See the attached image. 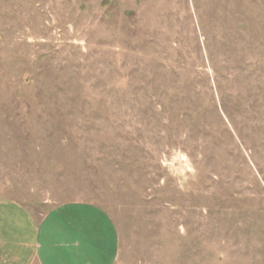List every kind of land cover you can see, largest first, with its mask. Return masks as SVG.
<instances>
[{
    "label": "rangeland",
    "instance_id": "1",
    "mask_svg": "<svg viewBox=\"0 0 264 264\" xmlns=\"http://www.w3.org/2000/svg\"><path fill=\"white\" fill-rule=\"evenodd\" d=\"M0 200L96 210L115 264H264V0H0Z\"/></svg>",
    "mask_w": 264,
    "mask_h": 264
},
{
    "label": "crops",
    "instance_id": "2",
    "mask_svg": "<svg viewBox=\"0 0 264 264\" xmlns=\"http://www.w3.org/2000/svg\"><path fill=\"white\" fill-rule=\"evenodd\" d=\"M0 264H115V227L82 206L35 219L22 205L0 200Z\"/></svg>",
    "mask_w": 264,
    "mask_h": 264
}]
</instances>
